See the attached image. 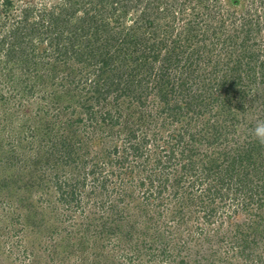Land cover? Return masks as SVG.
<instances>
[{"label":"trees","instance_id":"1","mask_svg":"<svg viewBox=\"0 0 264 264\" xmlns=\"http://www.w3.org/2000/svg\"><path fill=\"white\" fill-rule=\"evenodd\" d=\"M14 1L6 0L3 7L7 24ZM18 1L25 4L21 18L12 14L15 22L6 37L14 41L7 48L8 59L25 72L24 81L48 79L59 88L53 91L48 115L58 105H64L62 112L72 109L65 122L54 123L68 134L60 137L52 154L74 163L79 140L86 138L83 146L96 148L93 168L84 173L85 180L97 176L99 189L95 186L92 192L118 196L128 185L141 190L147 185L153 192L148 197L150 188L143 193L146 202L151 196L159 202L168 192L178 201L173 218L182 224L185 218H198L197 213L212 224L223 207H231L228 221L237 229H226L228 251L245 264H264L259 252V239L264 238V144L250 131L257 119H264V105L257 104L264 97V36L259 38L264 17L255 13L241 19L232 9L237 7L234 0H228L231 7L224 0ZM32 63L42 65L35 75ZM43 63L52 66L50 74ZM35 86L29 83L23 89L39 92ZM107 133L113 135L109 141ZM151 155L159 174L156 186ZM120 199L107 221L89 218L68 231L65 243L48 244L49 253L32 264H138L152 252L156 255L155 248L163 255L172 245L178 248L174 264L192 263L191 248L199 241L178 238L172 244L163 224L154 244L142 241L144 231H139L137 219L123 215ZM75 201L79 204L72 190L67 203ZM240 212L246 213L241 222L246 230L234 221ZM218 232L203 239L213 244V251L190 260L205 264L211 253L216 261L210 264H238L219 255L226 233Z\"/></svg>","mask_w":264,"mask_h":264},{"label":"rangeland","instance_id":"2","mask_svg":"<svg viewBox=\"0 0 264 264\" xmlns=\"http://www.w3.org/2000/svg\"><path fill=\"white\" fill-rule=\"evenodd\" d=\"M5 1L0 0V264H32L35 258H40L42 254L49 253L48 244H58L60 239H63V243H65L70 236L68 231L78 228L79 224L86 222L89 218L99 219V221H94L102 223L115 215L116 211H114L112 205L119 198L121 199L118 204L123 210V215L128 214V218L133 216L137 219L138 221L135 224L139 231H144L146 236L142 237V241H147L150 245L154 244V241H156L155 236L163 224L168 226L166 229L171 232L169 233V239L172 238V244L178 238L205 242L204 244L198 242L197 247L193 245V248H191L194 255L190 259L199 260L203 255L209 253L208 249H210V252L214 249L211 242L207 243L203 239L215 235L214 233H219L218 230H220L222 233H226V239L225 244L221 247L222 253L219 255L227 256L238 264H245L243 259L232 256L231 250L228 251L230 239L227 232L237 229L236 225L229 224L228 221L227 214L231 211V207H223L220 214L212 220V224H209L207 220L199 219L198 213L196 214L198 218H191L188 221L185 218V222L182 224L179 218H173L171 210L178 206V201L169 196L168 192L161 196L159 202L154 200L152 196L147 198V202L146 199H142L143 193L150 188L147 185L142 190L141 188H134L133 185H128L124 189L125 192L118 196L111 194L110 191H104L105 194L103 195L99 194L100 192H92L95 186L99 189L97 186L98 180L95 178L97 176H89L85 180L84 173L93 168L92 162L95 161L94 151L96 148L93 147L90 150L89 147L83 146V143L86 144L87 142L86 138H84V141L83 139L82 141L79 140L77 145L79 156L74 163L68 158L52 154L56 151L55 147L61 143L60 137L68 134V130L64 129L62 124H57L58 127L55 128L54 123L61 120L65 122L68 118L65 116L72 109L62 112L60 109L64 105H58V110L51 108V114L48 115L49 105L54 98L53 91L56 88L59 90V88L53 86L52 81L49 82L48 79H44V83L42 80L36 81L35 79L24 81L26 76L23 74L25 72L16 67L15 60L8 59L7 48L14 41L13 38L6 37L12 29L10 25L15 22L12 14L14 13L21 18L20 12L24 9L25 3L24 1H14L13 13L10 15L7 24V20L5 21V15L7 14L3 12ZM261 1L234 0L233 2L237 7L234 6L232 9L237 12L241 19H245L249 15L254 17L255 13L264 17V5ZM36 2L38 1L36 0ZM224 3L231 7L228 0H224ZM49 9L50 7L47 10ZM263 36L264 31L259 38L263 40ZM43 47H46V45L44 44ZM41 66V64L32 63L34 75L37 70H42ZM45 66L46 68L43 71L50 74L51 71L48 70L52 66L48 64H45ZM60 74L62 75V73ZM54 81L58 84L61 80L59 78ZM29 83L35 84L34 89L40 91L25 92L23 88ZM45 90H47L46 93ZM257 104L264 105V97H259ZM76 113L79 115L78 112ZM251 118L252 115L249 114L247 121H250ZM50 121L51 126H48ZM117 127L115 128L117 129ZM112 136L107 133L105 138L109 141ZM118 141L121 143L120 136ZM151 153L149 151L147 155ZM153 153H156V150L153 149ZM152 155L149 168L153 177H155L156 186L159 184L157 180L159 174L152 165L155 161ZM136 183L139 185L137 181ZM198 187L197 185L194 187L195 189H191L196 192ZM72 190H76L79 204L76 201L72 205L67 203L68 195ZM152 192L153 189L150 188L149 192L146 193V197ZM158 203L161 204L156 206ZM103 204L104 207L99 212L98 209L95 210L96 206ZM245 217L246 213L240 212L238 217L234 218L235 223L242 226V230H246L241 223ZM146 218H151V220ZM155 219H157V222ZM201 229H203V232H201ZM226 229L229 230L226 232ZM91 233L92 235L95 234L93 231ZM259 240L261 241L259 252L264 253V238ZM155 250L156 255H153L152 252L151 255L146 257L148 261L138 262V264H174L173 255L178 253V248L174 245L166 248L167 252L163 255L160 254V249L155 248ZM115 253L117 256V251ZM208 256L213 258L208 260L204 258L205 264L216 261V257L211 253ZM190 259L189 262L192 263L188 264H194V262L199 264L197 261ZM42 260L43 263L49 262V260ZM53 262L59 263L56 260ZM64 264L69 263L65 262Z\"/></svg>","mask_w":264,"mask_h":264},{"label":"clouds","instance_id":"3","mask_svg":"<svg viewBox=\"0 0 264 264\" xmlns=\"http://www.w3.org/2000/svg\"><path fill=\"white\" fill-rule=\"evenodd\" d=\"M250 131L255 140L264 144V119H257L254 127Z\"/></svg>","mask_w":264,"mask_h":264}]
</instances>
